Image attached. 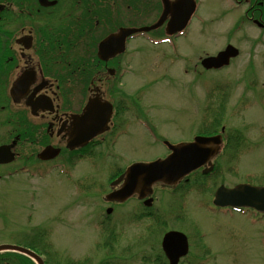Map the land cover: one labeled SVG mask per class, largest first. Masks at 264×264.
Wrapping results in <instances>:
<instances>
[{
  "label": "rangeland",
  "instance_id": "374dc122",
  "mask_svg": "<svg viewBox=\"0 0 264 264\" xmlns=\"http://www.w3.org/2000/svg\"><path fill=\"white\" fill-rule=\"evenodd\" d=\"M214 2L204 1L199 16H211V22L201 30L197 24L193 25L173 46L149 43L132 46L131 52L138 51L139 61L133 62L134 67L124 74L121 71L123 76L117 80L120 85L114 96L123 100L120 90L125 96L131 93L133 98L138 97V102L131 104L127 132L119 138L116 134L112 136L114 148H99L89 162L75 161L72 165L62 158L45 164L40 167L47 170L36 176L33 171L18 172L21 163L29 166L25 161L0 168V246L41 253L46 232L55 244L57 256L72 260L87 258L89 263H97L98 255L105 254L98 251H104L99 248L101 239L108 237L102 228L113 225L98 222L105 209L113 205L98 202V192L108 190V173L96 171L94 166L108 169L111 165L123 167L132 161H149L167 154L163 140L170 143L192 140L205 131L209 93L218 85L225 90L227 100L217 131L221 126L228 133L238 130L243 138V144L235 145L240 146L239 153L234 154L232 146L216 159V171L210 176H194L188 184L182 182L169 192L156 186L153 197L157 196L160 209L167 215L168 226L189 235L193 241L191 254L202 243L206 245L197 253L203 258L200 264H264V218L257 213L209 208L213 192L220 184L227 187L247 181L264 184V32L242 22V8L232 6L220 14L223 6ZM209 9L211 13L204 15ZM148 20L146 16L132 22L142 24ZM225 42L239 49L238 58L221 71L202 70L200 59L221 50ZM138 117L145 126L135 121ZM108 152L115 156L104 155ZM201 188L205 192L197 194ZM180 197L183 200L180 206L171 205ZM136 202L117 207L118 214L111 221L127 227L117 234L118 250L126 249L129 254L127 264H142L140 255L149 254V248L155 249L166 230L151 226L150 220L134 222V214L141 210ZM154 209V213H160L156 204ZM193 260L188 258L182 264L189 261L193 264ZM119 263L122 261L117 259L111 264ZM0 264L16 263L14 257H4Z\"/></svg>",
  "mask_w": 264,
  "mask_h": 264
},
{
  "label": "flooded vegetation",
  "instance_id": "af4514ba",
  "mask_svg": "<svg viewBox=\"0 0 264 264\" xmlns=\"http://www.w3.org/2000/svg\"><path fill=\"white\" fill-rule=\"evenodd\" d=\"M165 1L171 6L183 0ZM193 1L190 29L195 23L204 28L206 19L196 20L205 0ZM215 2L242 8V21L264 32V0ZM164 5L163 0H0V145H12L15 161L45 164L36 158L46 146L59 149V156L79 150L66 148V134L71 118L82 115L90 100L112 107L109 133L124 124V100L134 98L130 93L116 99L115 81L139 61L132 46L146 44L148 34L174 43L183 33H165L169 12L160 29L127 37L119 54L101 59L99 43L121 29L147 25L132 22L138 17L155 22Z\"/></svg>",
  "mask_w": 264,
  "mask_h": 264
},
{
  "label": "water",
  "instance_id": "95a60500",
  "mask_svg": "<svg viewBox=\"0 0 264 264\" xmlns=\"http://www.w3.org/2000/svg\"><path fill=\"white\" fill-rule=\"evenodd\" d=\"M165 7L166 1L163 0ZM193 8H187L186 11L179 12L178 9L172 8L173 20L169 23V32L181 31L192 13ZM170 11V10H169ZM161 25L158 22L150 28L145 30L155 29ZM134 31L121 32L119 36L105 39L99 46V57L106 59L116 53L122 51V43L125 36L133 33ZM238 55V50L233 46H227L223 51L219 52L213 57H206L201 60V66L206 69H219L229 64L231 58ZM97 103L89 101L86 106L85 113L78 118H74L71 123L72 133L70 139L73 140L68 146L85 144L92 137L100 134L105 130L108 117L110 115V108H102L101 115H97ZM98 126L92 122L96 118ZM223 131V129H221ZM221 143V136H196L190 143H180L171 145L165 142V145L170 150V154L164 159H158L148 163H135L130 165L126 171L121 174L116 180L111 183V186H117L121 183L120 187L106 196L109 201L123 202L134 194L138 199H143L152 193V187L155 184H164L173 186L177 184L190 172L208 165L203 170L207 173L212 170L213 166L211 159L217 154L219 145ZM58 153L51 147L45 148L40 154L41 159H52ZM14 156L9 151V147L0 148V164L9 163L13 160ZM151 199H147L144 203L150 206ZM213 205L216 207L232 208H250L257 212L264 214V187H257L248 184H238L233 188H226L220 186L215 190ZM109 212V210H108ZM162 249L166 255L169 264H177L180 257L186 255L188 251V243L186 237L179 232H168L162 238ZM1 251H15L22 253L31 258L36 264H44L42 259L33 251L25 248H20L10 245L0 246Z\"/></svg>",
  "mask_w": 264,
  "mask_h": 264
},
{
  "label": "trees",
  "instance_id": "16d2710c",
  "mask_svg": "<svg viewBox=\"0 0 264 264\" xmlns=\"http://www.w3.org/2000/svg\"><path fill=\"white\" fill-rule=\"evenodd\" d=\"M209 94H210L211 102L205 109L206 115H205L204 124H203V126H205L204 127L205 131H203V134L215 133L217 132L218 127L222 125V119L220 118V116L222 115V112L225 108V104L227 100L226 99L227 94L225 93V90H223V88H221L218 85L215 88H213ZM224 140H225L224 148H223L224 151H228L232 149L231 147L233 146V149H232L233 153L234 154L239 153L238 151H239L240 146L237 147L235 145L237 143L243 144V138L238 130L233 133L225 132ZM228 145L230 146L228 147ZM215 171H216V168L214 172ZM115 174L116 173H113L112 176L114 177ZM147 217L150 218L154 223L158 222L152 215L147 216ZM144 218L145 216L141 215V217H138V219L136 220L134 219V221L138 223ZM44 235L46 236L45 237L46 243L42 246V252L41 253L37 252V253L40 254L44 258L45 264H91L88 262L87 258L72 260L68 257L57 256V251L55 249L56 247H54L55 244H53V242L51 241V237L48 234H46V232H44ZM118 237L119 236L115 232L109 235V238L113 240L114 242L116 241ZM105 248L109 249L110 252L107 253L108 255H106L104 259L98 261L95 264H111V263H114V261L117 259L119 260L122 259V257H118L115 255L117 254L115 251L111 250L113 248L111 243L106 244ZM148 252L149 254L140 255V260L142 264H167L164 260V257L160 253V251L158 250L155 251V249L151 248ZM7 254L16 256L17 258L15 261L16 264H34L30 259L25 258L22 255H18L14 253H7ZM125 261L127 264L128 260H124L122 261V263H119V264H125L124 263Z\"/></svg>",
  "mask_w": 264,
  "mask_h": 264
}]
</instances>
